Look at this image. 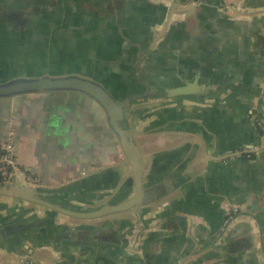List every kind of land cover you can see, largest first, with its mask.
I'll return each instance as SVG.
<instances>
[{
	"label": "crops",
	"instance_id": "obj_1",
	"mask_svg": "<svg viewBox=\"0 0 264 264\" xmlns=\"http://www.w3.org/2000/svg\"><path fill=\"white\" fill-rule=\"evenodd\" d=\"M50 1L75 52L104 53L98 74H148L156 104L135 136L149 191L99 219L0 196V264H264V0ZM95 15L107 32L82 34ZM10 138L39 186L90 181L80 199L57 200L88 209L126 195L131 168L85 93L0 96V142Z\"/></svg>",
	"mask_w": 264,
	"mask_h": 264
},
{
	"label": "flooded vegetation",
	"instance_id": "obj_2",
	"mask_svg": "<svg viewBox=\"0 0 264 264\" xmlns=\"http://www.w3.org/2000/svg\"><path fill=\"white\" fill-rule=\"evenodd\" d=\"M25 6L28 7L27 10ZM57 13L58 8L50 0H0V72L9 73L4 81L20 76L45 74H77L93 78L100 81L121 102H124L126 113L123 120L126 121L127 116L130 115L127 119L132 125L137 117L136 131H140L139 127L149 118L156 104L149 101V98L156 93L150 91L146 71L138 67L140 71L138 76L129 71L121 82L116 81L117 78L113 74H98L99 70L105 72L109 69L103 60L104 53L97 48L95 52H98L96 54L98 58L94 59L86 54L85 48H79L75 52V43L73 44L71 37L64 35L65 32H70L67 25L56 26L53 17ZM87 14L85 16L93 17V12ZM97 18H93L91 25L88 28L85 27L82 34L98 37L99 32L107 30L108 27L101 24L100 18ZM80 19L82 23L90 21V18L84 16L82 18L80 16ZM42 45L51 47L50 56L43 54ZM20 48H24L23 51H29L30 57H17V51ZM113 53L119 54L117 51ZM3 55L6 56L5 59ZM126 59L133 63H137V60L140 63L143 61L142 57L136 59V56L126 57ZM114 67L110 70L114 71ZM92 71H97L96 75H92L90 73Z\"/></svg>",
	"mask_w": 264,
	"mask_h": 264
},
{
	"label": "water",
	"instance_id": "obj_3",
	"mask_svg": "<svg viewBox=\"0 0 264 264\" xmlns=\"http://www.w3.org/2000/svg\"><path fill=\"white\" fill-rule=\"evenodd\" d=\"M71 90L89 95L98 101L108 115L111 128L116 133L121 150L127 164L131 168V174L124 182L127 188L126 195L122 197L121 191L116 192L111 198L92 208L85 209L72 202H62L57 198L80 199L86 187L88 179L82 178L74 184L60 188L49 189L41 186L22 185L18 182L6 183L0 187V196L14 197L34 204L47 206L66 215L79 219H99L110 214L129 211L144 203L142 195L147 193L144 185V172L148 166V158L142 153L136 139L137 117L132 125L125 117L124 102H121L100 81L81 75H37L20 76L6 81H0V96H15L27 93H46L52 91ZM162 113V112H161ZM122 188V189H123ZM133 188H135L132 193ZM102 197L100 200L104 199ZM100 198V197H99Z\"/></svg>",
	"mask_w": 264,
	"mask_h": 264
},
{
	"label": "built area",
	"instance_id": "obj_4",
	"mask_svg": "<svg viewBox=\"0 0 264 264\" xmlns=\"http://www.w3.org/2000/svg\"><path fill=\"white\" fill-rule=\"evenodd\" d=\"M256 124L262 134H264V120L256 118ZM14 144L12 138L5 142H0V187L6 183L18 182L21 175L24 176L23 178L27 185H40V181L35 174L21 170ZM238 210L239 208L235 207L233 213L238 212Z\"/></svg>",
	"mask_w": 264,
	"mask_h": 264
},
{
	"label": "rangeland",
	"instance_id": "obj_5",
	"mask_svg": "<svg viewBox=\"0 0 264 264\" xmlns=\"http://www.w3.org/2000/svg\"><path fill=\"white\" fill-rule=\"evenodd\" d=\"M85 18H88V17L86 16ZM42 48H43V54L45 56H50L51 55V53H52L51 47H46V45L44 47L42 45ZM29 55H31V53L29 51H27V50H24V51L23 50H21V51L19 50V51H17V57H19V58L30 57Z\"/></svg>",
	"mask_w": 264,
	"mask_h": 264
}]
</instances>
